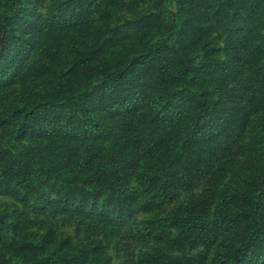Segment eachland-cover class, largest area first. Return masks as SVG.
Listing matches in <instances>:
<instances>
[{
    "label": "rangeland",
    "instance_id": "rangeland-1",
    "mask_svg": "<svg viewBox=\"0 0 264 264\" xmlns=\"http://www.w3.org/2000/svg\"><path fill=\"white\" fill-rule=\"evenodd\" d=\"M0 264H264V0H0Z\"/></svg>",
    "mask_w": 264,
    "mask_h": 264
},
{
    "label": "trees",
    "instance_id": "trees-1",
    "mask_svg": "<svg viewBox=\"0 0 264 264\" xmlns=\"http://www.w3.org/2000/svg\"><path fill=\"white\" fill-rule=\"evenodd\" d=\"M72 125L73 122L70 121H65L63 124V130H66L68 132H72ZM58 132L63 133V131L59 130ZM88 134L86 132H79L78 136L80 138L87 136ZM124 171H122L120 166H116L112 172L109 174V176L107 177V179L105 180V184L107 186H117V185H121L122 183H124ZM24 179L27 181L28 180V176H25ZM14 205V204H12ZM21 208V210H23L24 213H29V210H27L26 207H22L21 205H19L18 209ZM31 211V209H30Z\"/></svg>",
    "mask_w": 264,
    "mask_h": 264
}]
</instances>
